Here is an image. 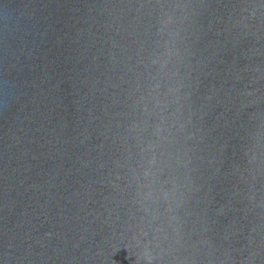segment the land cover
<instances>
[{
  "label": "water",
  "instance_id": "1",
  "mask_svg": "<svg viewBox=\"0 0 264 264\" xmlns=\"http://www.w3.org/2000/svg\"><path fill=\"white\" fill-rule=\"evenodd\" d=\"M0 264H264V0H0Z\"/></svg>",
  "mask_w": 264,
  "mask_h": 264
}]
</instances>
